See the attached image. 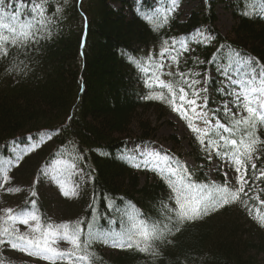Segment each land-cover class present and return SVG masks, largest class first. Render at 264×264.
Here are the masks:
<instances>
[{
    "label": "trees",
    "instance_id": "1",
    "mask_svg": "<svg viewBox=\"0 0 264 264\" xmlns=\"http://www.w3.org/2000/svg\"><path fill=\"white\" fill-rule=\"evenodd\" d=\"M18 1L23 3L24 14L36 3L2 0V5L15 12ZM41 2L45 15L51 19L49 34L38 43L22 50L13 49L7 58H0V159L11 144L25 145L27 139L38 143L42 135H48L50 148L35 147L18 161L9 176L16 169L21 174L23 168L31 166L26 177L31 173L34 177L41 161L53 160L63 149L74 156L71 187L77 194L61 200V215L55 224L82 220L80 226L85 232L93 225L98 232L118 233L127 218L123 214L125 208L131 213L138 210L152 221L165 220L169 215L174 218L168 209L176 205L165 180L156 172L147 171L141 183L140 174L122 155L126 141L151 142L156 129L150 116L164 121L172 112L166 103L147 99L163 90L150 89L145 83L146 75L130 57L150 48H170L172 55L178 56V63L171 62L172 70L165 72L166 82L180 81L178 73L188 74L184 78L191 81L199 79L197 71L213 72L205 81L204 102L212 119L225 123L224 106L233 113L237 109L233 107V97L228 95L232 85L222 87L223 73L218 70V64L223 62L222 52L230 57L224 61L252 58L264 65V16L243 14L252 10L257 0H207L183 20L169 15L166 22L155 11L160 0ZM218 2L230 10L234 21L227 36L216 26ZM201 32L207 39H193ZM175 38L184 41L186 51L173 46ZM178 86L191 94L186 85ZM257 135L264 140V128L258 127ZM192 138L189 156L194 167L182 162L191 182L224 185L220 172L215 182L207 178L208 151L204 145L192 142L195 136ZM213 158L219 164L223 161L216 152ZM252 162L257 170L253 172L249 166L245 192L250 186L255 188L247 196L242 195L241 200H248L250 207L264 215V207L260 206V201H264V179H252L264 169V150L257 151ZM32 194L14 198L16 209L30 208L35 201L41 222H51L41 198ZM254 196L259 200L251 199ZM253 216L241 202L229 204L200 220L186 222L175 235L156 241L153 246L157 255L119 248L106 253L100 240L93 241L89 251L100 258L94 264H264V227ZM18 256L8 245L0 247L4 264H24Z\"/></svg>",
    "mask_w": 264,
    "mask_h": 264
},
{
    "label": "snow or ice",
    "instance_id": "2",
    "mask_svg": "<svg viewBox=\"0 0 264 264\" xmlns=\"http://www.w3.org/2000/svg\"><path fill=\"white\" fill-rule=\"evenodd\" d=\"M2 3V0H0ZM178 6V0H172V6L163 14V22H166L170 13ZM244 15L258 14L264 16V0L254 5L252 10H246ZM152 22V18H147ZM51 19L45 15L44 3L36 0L31 5L27 14L16 9L14 13L8 14L0 8V58H7L13 49L22 50L30 44L38 43L46 38ZM157 27L162 26L157 24ZM200 35V33H197ZM207 39V37H204ZM168 44L167 41L164 42ZM178 42L173 41L175 46ZM180 43L179 51H186L183 42ZM169 53V48L165 47L160 55L163 57ZM239 57V54H236ZM142 72L146 75L149 66L153 69L152 75L146 79V85L151 89L158 87L163 91L154 92L147 99L158 100L166 103L172 111L176 112L183 119L198 142L203 146L207 144L206 151H215L221 159L227 158L234 168L236 183L238 188L233 189L227 183L224 185H206L191 182L187 166L170 156L160 157V153L149 154L136 164V167H144L149 171H154L165 180L173 193L172 199L176 207L168 209L169 215L162 221H152L143 217L138 211L126 214L127 225L118 233L98 232L93 225L88 226L85 232L81 228L84 221L71 223L54 224L51 222H41L38 210L35 208V201L31 202L30 208L0 209V247L8 245L16 251L25 253L28 256H36L42 260L49 261V264H94L99 261L95 253L89 248L93 241L100 240L106 242L113 248L120 250H135L141 253L157 255L153 246L156 241H163L169 235H175L181 230L186 222L202 219L211 212L233 203L241 202L253 216L256 222L264 227V215L258 210L249 206L248 200H241V196H247L245 188L249 184V166L255 172L257 165L252 162L253 156L259 150H264V140L257 135V129L264 128V65L258 64L252 58H241L234 61L225 69V75L229 79L232 88L228 95L233 97V107L237 109L233 113L225 105L223 116L225 123L217 121L212 125L207 118V113L198 111L207 107V102L198 103L201 93L195 90L197 80H187L184 77L188 74L178 73L180 81L161 80V71L164 67L162 63L147 62L141 64L130 57ZM173 63H178V56L172 55ZM23 63V62H21ZM13 69H9L11 72ZM233 73L235 78L233 79ZM171 76L172 73H167ZM180 83L186 85L191 90V94L185 87L178 86ZM71 119V117H70ZM197 121H202L206 126L200 128ZM257 160L259 156L255 157ZM13 166L9 163L0 162V190L7 192H18L19 188L8 187L11 183L9 172ZM71 167H74L72 165ZM259 175L252 177L253 180L264 179V169L259 170ZM264 191V190H262ZM62 194L65 196H75L76 189L62 185ZM33 196L35 193L33 192ZM251 199L259 200L258 196ZM260 206L264 207V201H260ZM167 208V205H164ZM18 225L27 227V231L21 232ZM82 234L84 239L82 240ZM59 241H64L70 245L69 248L61 250L56 245ZM171 243V241H169ZM0 264H4L3 257H0Z\"/></svg>",
    "mask_w": 264,
    "mask_h": 264
},
{
    "label": "rangeland",
    "instance_id": "3",
    "mask_svg": "<svg viewBox=\"0 0 264 264\" xmlns=\"http://www.w3.org/2000/svg\"><path fill=\"white\" fill-rule=\"evenodd\" d=\"M206 1L207 0H178V6L175 7V10L172 11L170 15H176L177 17L180 16L181 20H183L190 12L199 10L206 3ZM259 3L260 0H257L256 4ZM171 6L172 0H160V4L155 8V11L163 16V14L166 13ZM22 7L23 3L18 1L17 8L21 11ZM0 8H3L8 14L14 13V11L7 10L2 5V3H0ZM216 14L218 17V21L216 23L217 29L222 35L227 36L234 24L230 10L225 8V5L223 3L218 2L216 5ZM198 37L204 38L206 37V34H203V32H201L200 35H198L196 33L193 36V39H197ZM175 40L178 42L175 45L178 47V49L180 46L179 42H183V44L185 45L182 39L175 38ZM165 47L167 46H162L161 48H150L148 50H145L143 53H139V55H136L133 59L140 61L141 64L145 65H147L149 58H151L152 62L162 63L164 67L161 71L164 73V75H161L160 78L161 80L165 81V72H169L172 70V52H170V48V54H165L163 57L160 55ZM221 56H223V62H220L218 64V70L223 73L222 87L226 88V86L230 84V81L225 75V69L234 61L232 62L233 59L231 61H224L230 60V57H228L227 53L222 52ZM235 61L238 62L239 59ZM152 71L153 69L151 68V66H149V72L147 73V75L144 73L147 79L151 77ZM195 74L199 76V79H194L199 81V83L195 85V90L201 93V98L200 100H198V103H204L203 94L207 93L205 88V81L206 78L213 76V72L207 71L206 73H201L200 71H197ZM232 78L234 79L235 76H233ZM198 111L206 112L207 118L211 121L212 125L217 122L212 119L211 114L206 108L198 109ZM149 119L150 121H152V127L156 129L155 135L151 139V142L137 143L135 140L126 141L125 146L122 150L124 159L131 162L134 166L136 164H140L141 161L144 160V158L149 154L159 152L160 157H164L167 155L174 158L175 160L183 162L189 167H194V160H192V158L189 156V153L192 150L190 140H192V137L195 135H193L192 131L187 126V123L183 119H181L180 116L174 111L170 112L169 115L164 119V121H156L153 116H150ZM196 123L200 128H204L206 126L202 121H197ZM171 136H175V139H171ZM192 142L194 144L199 143L197 139H194V141ZM36 143L31 139H27V144L25 145L11 144L7 151V154L4 157H1L0 162L17 165L18 161L21 160L24 155L32 152L35 147L50 148L48 135H42L38 143ZM204 146L205 148L207 147L206 144ZM207 154V161L209 162L206 168L207 178H209L211 182H215V176L218 172H220L225 180V183H227L229 187L233 189L238 188V185L236 183L237 173L235 172L229 161L227 159H223V161H221L219 164V162H217V160L213 158L215 151H208ZM57 155L58 156L53 160H49L50 162L48 161L44 163L43 161H41L36 168L37 173H35L34 177L32 173L29 178L26 177L28 169L30 170L31 166L26 167V169L23 168L21 174H17L18 171L16 169L13 176H10L11 183L5 185V188H19L20 191L7 192L5 190H0V209H16V205L13 204V199H18V196L23 199L27 195L33 193L32 191L35 190V195H38L41 198L44 208L48 211V217L51 220V223L55 224V221L57 222L61 215L59 214L61 212L59 203L61 202V200L70 199L72 197L62 194V185L63 187L71 188V180L73 179L74 174V167L71 166H75L73 160L74 156L70 153L66 154L65 151L61 149L60 151H58ZM16 167L17 166H13L9 174ZM134 168L140 174V182L143 183L145 181L147 171L149 170L144 167L134 166ZM74 185L76 184H73V186ZM251 188L254 189L255 187L250 186L249 189H246V191L249 192ZM123 212L124 216L131 213L128 208L123 209ZM126 219L123 221L122 229H124V227L127 225L128 217ZM17 227H19L21 232L27 231V227L24 225H18ZM118 231L120 232L122 230ZM56 246L61 250H65L70 247V245L64 241H59ZM115 249L116 248L109 246V244L106 242H104L102 246V250L106 253L112 252ZM16 252L17 256L19 255L18 260L22 261L24 264H49V261L42 260L39 257L28 256L20 251ZM57 264H60V262H57Z\"/></svg>",
    "mask_w": 264,
    "mask_h": 264
}]
</instances>
